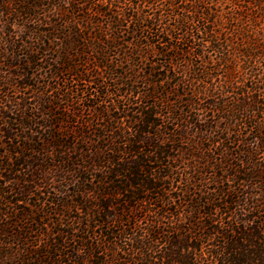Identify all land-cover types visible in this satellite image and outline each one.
<instances>
[{
	"label": "trees",
	"instance_id": "obj_1",
	"mask_svg": "<svg viewBox=\"0 0 264 264\" xmlns=\"http://www.w3.org/2000/svg\"><path fill=\"white\" fill-rule=\"evenodd\" d=\"M0 22V264H264V0Z\"/></svg>",
	"mask_w": 264,
	"mask_h": 264
},
{
	"label": "rangeland",
	"instance_id": "obj_2",
	"mask_svg": "<svg viewBox=\"0 0 264 264\" xmlns=\"http://www.w3.org/2000/svg\"><path fill=\"white\" fill-rule=\"evenodd\" d=\"M3 23L2 22H0V29H2V30H4V35H2L1 37L2 38H4V36L5 35H10L11 36V34H9L8 32H10L11 30H13L14 29V31H15V34H17L18 36H20V30L18 29V28H16V26H8V25H6L5 26V28L3 29V25H2ZM8 31V32H7ZM15 34H13V35H15ZM85 85V84H84ZM83 85V86H84ZM79 121V120H78ZM49 183H50V185L52 186H57L56 185V183H55V181L53 180V179H51V180H49L48 181ZM44 191V190H43ZM49 191H51V190H48L47 189V192H49ZM47 196L48 195H45L44 197L42 196V194H40V197L39 198H43L44 200H46L47 199ZM34 200V199H33ZM31 201V203L30 204H34V202H38V201ZM27 209L28 210H32V212L34 213L33 215L38 219V217L41 215V213H39V212H36L35 210H33V208H29L28 206H27ZM43 211H47V212H49V216L46 218V220H48V221H51V220H53V219H55V217H56V215L54 216V215H52V212H51V209H50V206H48V205H46L45 207H43V209H42ZM64 212V215H68V214H71V212H70V210H69V207L66 209V210H64L63 211ZM71 215H73L74 216V214H71ZM45 220V221H46ZM47 224V223H46ZM33 225V224H32ZM32 225H30L29 226V228H31V229H29L28 230V235H27V237L28 238H38L39 239V241L37 242V244H39V242H41V240L42 239H44L45 237H42V236H39L37 233H35V227H31ZM34 226V225H33ZM39 228H41V227H39ZM17 230V229H16Z\"/></svg>",
	"mask_w": 264,
	"mask_h": 264
}]
</instances>
